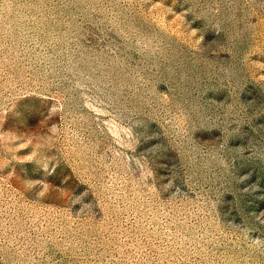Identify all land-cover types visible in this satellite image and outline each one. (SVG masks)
<instances>
[{
	"label": "rangeland",
	"instance_id": "obj_1",
	"mask_svg": "<svg viewBox=\"0 0 264 264\" xmlns=\"http://www.w3.org/2000/svg\"><path fill=\"white\" fill-rule=\"evenodd\" d=\"M0 264H264V0H0Z\"/></svg>",
	"mask_w": 264,
	"mask_h": 264
}]
</instances>
